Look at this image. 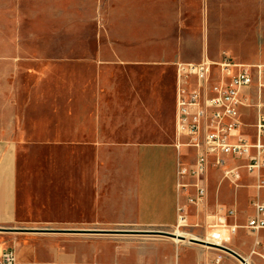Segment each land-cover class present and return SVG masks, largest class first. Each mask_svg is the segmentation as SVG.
Returning <instances> with one entry per match:
<instances>
[{"label":"rangeland","instance_id":"374dc122","mask_svg":"<svg viewBox=\"0 0 264 264\" xmlns=\"http://www.w3.org/2000/svg\"><path fill=\"white\" fill-rule=\"evenodd\" d=\"M222 52L238 62L264 64V0H0V123L6 131L15 127L25 148L28 218L54 217L59 199L71 208V189L59 194L44 177L97 174L113 163L119 169L127 157L124 146L142 137L136 133L139 117L147 124L170 121L175 63L194 61L188 57L197 53L216 59ZM130 78L147 96L140 109L129 101ZM75 111L82 122L90 117L94 133L83 126L74 131ZM250 192L240 189L241 196ZM48 199L54 205L43 204ZM62 218L71 221V214ZM201 224L119 229L181 230L203 238ZM105 237L193 243L155 233Z\"/></svg>","mask_w":264,"mask_h":264},{"label":"crops","instance_id":"0c3cea01","mask_svg":"<svg viewBox=\"0 0 264 264\" xmlns=\"http://www.w3.org/2000/svg\"><path fill=\"white\" fill-rule=\"evenodd\" d=\"M221 54L214 60H219ZM199 58L200 53H197L192 58L188 57V60L201 61L204 57ZM77 80L74 78L75 89L79 85ZM126 86L131 88L128 90L129 101L137 109L144 107L147 96L140 82L130 78ZM176 86L177 70L172 118L165 124L158 121L147 124L144 117H139L136 133L142 137L151 134L153 138L145 140L139 136L125 145L127 157L122 160L119 169L113 163L105 172L97 174L73 173L71 176L44 177V182L56 183L59 194L65 188H70L72 192L71 208L63 199H59L51 212L55 216L49 220L28 218L30 180L28 174L22 173L25 148L17 138L15 127L6 131L0 123V256L14 248L17 264H211L216 258H221V264H242L238 258L225 251L194 242L191 245L158 240L136 243L128 239L105 237L113 234L75 231L95 229V225L102 226L99 229L175 227L178 206L181 204L185 205L191 226L202 223L203 237L207 232L208 213L213 214L222 209L227 213L228 222L239 225L229 247L250 264H264V229L253 233L246 227L249 218L255 213L253 200L259 195L264 201V188L260 191L256 189L254 176L241 167L242 179L240 185L236 186L223 178L221 169L212 165L209 169L207 212L200 213L188 202V196L195 193V188L189 186L181 189L178 186L179 165H189L193 161L194 149L179 146ZM8 100L9 107L16 115V105L11 103L10 98ZM242 120L243 131L253 136L254 110L243 108ZM72 122L74 131H79L82 126L89 133L96 129L90 117L88 121L82 122L79 111L74 112ZM108 162L113 160L109 157ZM244 163V160L229 159L230 166ZM183 180L191 182L190 177ZM240 189H250L252 192L241 196ZM43 204L54 205V202L48 199ZM230 210H234V213H228ZM64 214H71V221H65L62 218ZM38 223H48L52 227H28ZM19 228L54 231L16 230Z\"/></svg>","mask_w":264,"mask_h":264},{"label":"built area","instance_id":"2783aa9c","mask_svg":"<svg viewBox=\"0 0 264 264\" xmlns=\"http://www.w3.org/2000/svg\"><path fill=\"white\" fill-rule=\"evenodd\" d=\"M176 132L179 146L194 149L189 165L180 164L178 186L195 188L188 196L197 213L207 212L209 169L213 165L223 178L236 186L242 179L241 167L256 178L258 191L264 188V64L238 62L228 52L219 60L204 57L201 61L176 63ZM255 112L254 135L243 131L242 109ZM229 159L244 160L243 165L230 166ZM190 177L191 182L183 179ZM255 213L246 225L253 233L264 229V201L259 195L253 200ZM234 213V210L228 211ZM207 232L201 238L208 243L227 246L239 225L227 220L219 209L207 215ZM191 226L185 205L178 206L177 228ZM210 247V246H207ZM214 248V247H212ZM219 249V248H216ZM221 250V249H220ZM223 251V250H222ZM15 249L0 256V264H17ZM180 264V263H174ZM211 264H221L216 258Z\"/></svg>","mask_w":264,"mask_h":264},{"label":"water","instance_id":"95a60500","mask_svg":"<svg viewBox=\"0 0 264 264\" xmlns=\"http://www.w3.org/2000/svg\"><path fill=\"white\" fill-rule=\"evenodd\" d=\"M16 230L54 231L52 229H29V228L28 229L19 228V229H16ZM61 231H74V230H61ZM75 231L87 232V233H95V234H113V235H117V234H135V233H155L157 235L167 236V237H171V238L178 237V235H176L175 232L165 231V230L147 231V230H135V229H88V230H75ZM179 238L181 240H187V237L184 236V235L179 236ZM189 241L190 242H194V243H199V244L205 245V246L219 248V249H221V250H223V251L235 256L236 258H238L242 262V264H250L249 261L245 257L240 255L239 253H237L235 250H233L230 247L214 245V244L206 242L205 240H203L201 238L190 237Z\"/></svg>","mask_w":264,"mask_h":264},{"label":"bare ground","instance_id":"6f19581e","mask_svg":"<svg viewBox=\"0 0 264 264\" xmlns=\"http://www.w3.org/2000/svg\"><path fill=\"white\" fill-rule=\"evenodd\" d=\"M175 233H176V235H178V237L174 238L175 241H177V242L181 241V239L179 238V236H181V235H184V236L187 237V239H190V238H188L189 234L187 232H184V231H181V230H176ZM190 235H191L190 237L198 238L197 236H195L193 234H190Z\"/></svg>","mask_w":264,"mask_h":264}]
</instances>
